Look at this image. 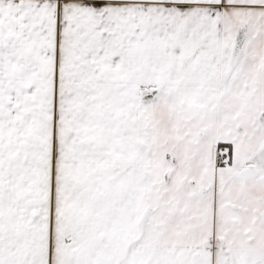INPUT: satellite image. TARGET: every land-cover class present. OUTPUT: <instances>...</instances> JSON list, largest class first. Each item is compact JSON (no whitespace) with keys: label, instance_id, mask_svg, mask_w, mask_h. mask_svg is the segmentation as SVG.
Instances as JSON below:
<instances>
[{"label":"snow or ice","instance_id":"snow-or-ice-1","mask_svg":"<svg viewBox=\"0 0 264 264\" xmlns=\"http://www.w3.org/2000/svg\"><path fill=\"white\" fill-rule=\"evenodd\" d=\"M0 264H264V0H0Z\"/></svg>","mask_w":264,"mask_h":264}]
</instances>
